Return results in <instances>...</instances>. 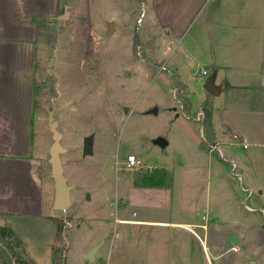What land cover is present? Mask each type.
Returning a JSON list of instances; mask_svg holds the SVG:
<instances>
[{
  "label": "crops",
  "instance_id": "0c3cea01",
  "mask_svg": "<svg viewBox=\"0 0 264 264\" xmlns=\"http://www.w3.org/2000/svg\"><path fill=\"white\" fill-rule=\"evenodd\" d=\"M139 4L136 21L148 16L152 27L165 34L167 48L161 65H169L168 71H179L178 65L183 61L192 70H206L208 77H214L218 95L204 91L194 109L191 88L181 82L186 90L180 94L190 98V112H203L204 102L210 104L213 135L210 141L204 137V112L201 121L193 119L206 146L198 143L192 148L195 159L191 158L185 167L176 165L181 168L178 185L175 166H157L171 174L168 188L136 187L132 179L128 204L133 203L136 209L129 214L121 211L117 221L132 226L129 236L133 238L129 246L117 248L116 256L128 249V258L136 259L135 264L167 263L168 258L148 256L147 249L159 239L161 243L167 240V236L165 240H153L155 231L175 230L181 239L184 233L190 237L201 264L204 255H211L210 251L214 252L213 258L224 253L219 250L224 248L229 233L239 241L245 229H260L258 213L264 221V0H139ZM65 7L69 11L68 24L59 19ZM89 17L88 10L78 6L76 0H0V226L13 230L23 243L24 253L35 264H53L52 246L62 249L63 264H85V254L105 238L103 233L86 242L77 258L71 257V232L67 230L74 227L67 225V220H63L62 232L56 239L55 225L48 219L56 218L51 209L53 192L46 208L42 200V179L44 175L50 177L49 163L46 161L45 167L42 153L34 154L32 150L35 117L40 120L34 116V43L42 31L57 23L84 26ZM33 19L45 21L46 26H38ZM105 21L107 28L109 23L114 25L113 33L117 29L116 16H107ZM135 34L143 48L146 35L139 30ZM170 40L182 41L179 57L168 46ZM145 59L146 54L141 62ZM172 110L176 112L175 108ZM229 133L233 140H226ZM233 135H238L247 147L235 141ZM233 146L245 152L239 155L246 162L239 163L240 172L237 162L226 159L222 150ZM218 152L223 161L218 159ZM149 198L156 203L152 208ZM30 219L39 223L27 224L25 221ZM26 230L34 231L33 236H25ZM150 232L151 237L143 241L142 233L147 237ZM115 237L120 238L118 231ZM42 238L46 239L38 244L40 248L33 250L30 243ZM103 245L101 242L90 260L92 264H100L95 258ZM171 264L180 263L173 260Z\"/></svg>",
  "mask_w": 264,
  "mask_h": 264
},
{
  "label": "rangeland",
  "instance_id": "374dc122",
  "mask_svg": "<svg viewBox=\"0 0 264 264\" xmlns=\"http://www.w3.org/2000/svg\"><path fill=\"white\" fill-rule=\"evenodd\" d=\"M76 3L88 10V24L81 26L71 22L65 26L57 23L42 31L34 43L36 66L31 74L35 84L34 116H39L40 120L35 117L32 150L34 154L42 153L44 166H48L46 161L52 143L48 118L51 113L62 133L60 143L66 149L60 155L64 175L73 186L71 207L53 213L74 227L67 230L71 232V257L77 258V252L86 242L105 233V238L100 241L104 245L98 251L96 261L100 264H135L136 259L128 258V249L122 250L126 255H121L123 252L120 251L116 256L117 248L129 246L133 238L129 236L132 226L117 221L121 211L129 214L136 209L133 203L128 204L132 179L139 171L157 166L185 167L191 158L195 159L192 148L202 144L203 140L198 124L193 120L198 112L186 111L185 96L180 94L186 88L180 84L183 82L191 88L190 98L196 109L208 76H194L197 68L192 70L183 61L178 65L179 71L171 68L168 71L169 65H161L165 61L163 51L167 48L165 34L152 27L148 16L136 21L140 12L139 0H76ZM111 15L116 16L117 29L108 34L105 19ZM137 30L146 35L143 48L139 43L132 46ZM180 42L170 40L168 45L176 57L181 54ZM145 54L146 59L141 62ZM214 101H217L215 97ZM151 108H157V112L147 113ZM177 113L179 117L176 118ZM182 115L191 119L186 120ZM87 136L93 138L92 152L83 156L82 142ZM158 138H163L166 145L160 146L156 142ZM226 140H233L230 133ZM222 150L226 159L237 162L240 172L239 163L245 161L240 160L239 155L245 152L238 146ZM129 155H135L139 163L128 167ZM218 159L223 161L220 155ZM180 170L176 167V185ZM242 175L246 179V174ZM52 192L54 194L53 181L44 175L43 207L46 208ZM148 204L152 208L156 203L149 198ZM250 204L253 205L252 200ZM256 217L260 229L251 227L242 231L240 240L234 245L236 251L221 248L219 251L224 253L215 258L212 257L214 252L210 251L211 255H204L201 264H264V221L260 213ZM25 222L39 223L34 219ZM116 231L120 238L116 239ZM23 234L32 237L34 231L26 230ZM35 234L34 238L38 232ZM147 235L142 233L143 241L151 237V232ZM159 237L165 243H161ZM157 238L154 245L148 246V256L168 258L169 261L163 264H171L173 260L180 264H200L197 248L191 245L190 237L185 233L181 239L175 230H157L153 240ZM45 239H34L31 248L39 249L38 244ZM162 252H168L169 256H160ZM84 261L85 264L94 263Z\"/></svg>",
  "mask_w": 264,
  "mask_h": 264
},
{
  "label": "trees",
  "instance_id": "16d2710c",
  "mask_svg": "<svg viewBox=\"0 0 264 264\" xmlns=\"http://www.w3.org/2000/svg\"><path fill=\"white\" fill-rule=\"evenodd\" d=\"M33 21L38 26H46V22L38 19H33ZM137 34L133 35L132 46L138 45ZM34 96H35V86H34ZM184 104L186 106V111L189 112L191 108V102L189 98L184 97ZM35 103V101H34ZM202 110L204 112L203 118V134L207 141H210L213 135V125L211 122V106L205 101L202 105ZM206 146L205 142H202ZM134 186L136 187H165L168 188L172 184L171 174L164 168H152L143 172H138L135 174L133 179ZM56 228V239H59L62 232V226L64 225L63 220L57 219L55 217H48ZM19 253V255L17 254ZM14 257V261H12ZM53 264H63L62 249L60 247L52 246L51 253ZM0 264H35L25 253L23 249V243L16 236L13 230L9 227L0 226Z\"/></svg>",
  "mask_w": 264,
  "mask_h": 264
},
{
  "label": "water",
  "instance_id": "95a60500",
  "mask_svg": "<svg viewBox=\"0 0 264 264\" xmlns=\"http://www.w3.org/2000/svg\"><path fill=\"white\" fill-rule=\"evenodd\" d=\"M68 17H69V11L68 8L65 7L64 13L59 17V19L65 21L66 24H68ZM113 27L114 25L112 23H109L108 30L110 33H112L113 31ZM203 88L211 96L218 95V88L214 84L213 76L207 78V80L203 84ZM156 112H157V108H152L149 111H147V113H156ZM48 127L52 134V143L49 147V152H48L49 154L48 163L50 166V177L53 181V187H54L51 209L56 212H64L68 210L72 205L70 193L73 189V186L68 184L67 178L64 175L63 165L60 159V155L64 153L66 149L62 147L60 143L62 139V134L58 130V123L56 120H54L52 114H49ZM92 140H93L92 136L84 137L82 142L83 156L91 154ZM156 142L160 146H165L167 143L163 138H158ZM237 242H238V237L233 233H229L225 238L224 248H232ZM100 245L101 243L94 245L85 254V258L87 260H93L94 254L97 251V249L100 247ZM17 254L19 255V253Z\"/></svg>",
  "mask_w": 264,
  "mask_h": 264
},
{
  "label": "built area",
  "instance_id": "2783aa9c",
  "mask_svg": "<svg viewBox=\"0 0 264 264\" xmlns=\"http://www.w3.org/2000/svg\"><path fill=\"white\" fill-rule=\"evenodd\" d=\"M139 54V53H138ZM163 70H166V68H163ZM194 76H199L201 74L203 75H208L207 71L204 70V69H197V70H194ZM203 118V112L202 111H199L196 115V120L197 121H201V119ZM233 138L235 141H237L238 143H241V139L238 135H233ZM242 145L244 148L247 147V145L245 143L242 142ZM139 161L136 159L135 155H129L128 158H127V165L128 167H131V166H134L136 164H138ZM152 169V168H150ZM232 250L236 251V248L235 247H232L231 248Z\"/></svg>",
  "mask_w": 264,
  "mask_h": 264
}]
</instances>
